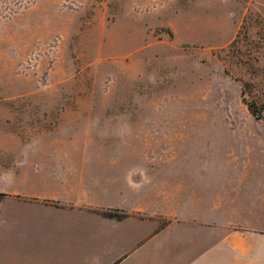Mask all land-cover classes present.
Masks as SVG:
<instances>
[{"label":"rangeland","instance_id":"374dc122","mask_svg":"<svg viewBox=\"0 0 264 264\" xmlns=\"http://www.w3.org/2000/svg\"><path fill=\"white\" fill-rule=\"evenodd\" d=\"M171 4L160 15L134 0H0V115L93 105L109 112L74 125L108 140L90 151L264 168V0ZM14 131L34 135L22 119Z\"/></svg>","mask_w":264,"mask_h":264},{"label":"crops","instance_id":"0c3cea01","mask_svg":"<svg viewBox=\"0 0 264 264\" xmlns=\"http://www.w3.org/2000/svg\"><path fill=\"white\" fill-rule=\"evenodd\" d=\"M172 1L134 0L160 15ZM6 108L0 264H264V168H221L212 153L93 152L108 140L74 125L108 109ZM20 119L34 135L14 131Z\"/></svg>","mask_w":264,"mask_h":264},{"label":"trees","instance_id":"16d2710c","mask_svg":"<svg viewBox=\"0 0 264 264\" xmlns=\"http://www.w3.org/2000/svg\"><path fill=\"white\" fill-rule=\"evenodd\" d=\"M250 108L252 109V112L255 114L256 113V110L254 108H252L251 104H250ZM108 214L111 215V216H113V215L121 216L120 214H116V213H113V212H110Z\"/></svg>","mask_w":264,"mask_h":264}]
</instances>
